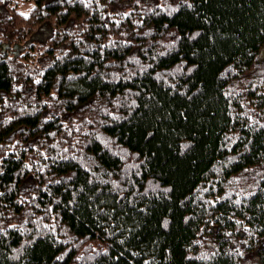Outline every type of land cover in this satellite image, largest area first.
<instances>
[{
	"label": "trees",
	"instance_id": "trees-1",
	"mask_svg": "<svg viewBox=\"0 0 264 264\" xmlns=\"http://www.w3.org/2000/svg\"><path fill=\"white\" fill-rule=\"evenodd\" d=\"M263 47L264 0H0V264H264Z\"/></svg>",
	"mask_w": 264,
	"mask_h": 264
},
{
	"label": "rangeland",
	"instance_id": "rangeland-1",
	"mask_svg": "<svg viewBox=\"0 0 264 264\" xmlns=\"http://www.w3.org/2000/svg\"><path fill=\"white\" fill-rule=\"evenodd\" d=\"M168 7V6H167ZM20 11L23 13V14H27L28 13V9L29 7L27 6H21L19 7ZM260 58L264 60V47L262 48L261 50V53H260ZM249 175V174H248ZM256 175V174H255ZM248 183H250V185H253L254 184V175H251V176H245L241 182H239L240 184V190H243L244 191V188L243 186L245 185H248Z\"/></svg>",
	"mask_w": 264,
	"mask_h": 264
}]
</instances>
